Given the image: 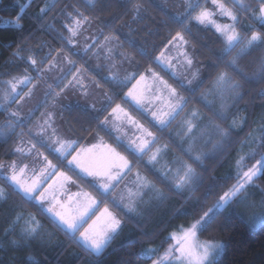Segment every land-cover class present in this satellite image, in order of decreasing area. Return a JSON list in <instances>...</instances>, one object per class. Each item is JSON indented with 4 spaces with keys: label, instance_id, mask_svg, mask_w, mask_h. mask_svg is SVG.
Here are the masks:
<instances>
[{
    "label": "snow or ice",
    "instance_id": "snow-or-ice-1",
    "mask_svg": "<svg viewBox=\"0 0 264 264\" xmlns=\"http://www.w3.org/2000/svg\"><path fill=\"white\" fill-rule=\"evenodd\" d=\"M5 23L0 253L59 264L31 250L61 232L99 258L166 205L182 222L146 264H225L241 227L264 237V0H17Z\"/></svg>",
    "mask_w": 264,
    "mask_h": 264
},
{
    "label": "trees",
    "instance_id": "trees-1",
    "mask_svg": "<svg viewBox=\"0 0 264 264\" xmlns=\"http://www.w3.org/2000/svg\"><path fill=\"white\" fill-rule=\"evenodd\" d=\"M3 5L0 6V72L5 71V61H7L11 53L15 50L21 40V34L15 30V28L5 23V18H14L16 14L17 0H2ZM19 3H24L25 0H18ZM44 0H37L38 4H41ZM174 0H169L172 4ZM36 4H34L28 11L34 12ZM160 17H158L159 19ZM32 23L31 20L26 19L24 21L25 28H28ZM29 40L32 39V33L26 32L24 34ZM259 89H253L250 92L248 99L250 100ZM260 103L259 99L255 101ZM257 111L259 109L257 108ZM3 117L0 116V121ZM4 148H0V157H2ZM227 170L225 168L219 169L220 172ZM258 195V194H257ZM258 201L260 197L258 195ZM178 203H182L179 201ZM260 204V203H259ZM172 212V207L166 205L158 212L154 213L153 218L150 221L141 222L140 226L135 223L126 224L123 231L112 241L108 249L99 258L90 257L87 253H82L81 249L75 245H68L61 251L60 242L55 244L56 237L60 241H65L63 233L56 232V237L53 243L46 248L35 247L31 251L38 254L41 258H47L53 262L58 261L59 264H146L149 261V257L144 253L145 246L151 245L153 247H159L161 250L167 246L165 238L168 236L169 231L172 230V225L181 223L182 220L179 216L169 220V216ZM8 209L0 210V237H3V229L7 224ZM167 222V223H166ZM45 223H47L45 221ZM48 228L52 231H56L52 228V225H48ZM155 230L156 235L149 238L143 235L144 232ZM230 233L225 232L222 237L227 238ZM59 254V255H57ZM17 256L16 264H20L19 253H0V264H8L9 257ZM225 264H239L243 261V264H264V237L259 235H249L241 227L238 233L232 235L227 253L223 257Z\"/></svg>",
    "mask_w": 264,
    "mask_h": 264
},
{
    "label": "rangeland",
    "instance_id": "rangeland-1",
    "mask_svg": "<svg viewBox=\"0 0 264 264\" xmlns=\"http://www.w3.org/2000/svg\"><path fill=\"white\" fill-rule=\"evenodd\" d=\"M253 202H254L255 206L253 208L247 210V213L249 216H251L253 212H259L261 210L260 204L258 201V195L253 197ZM59 242H60V239L58 237H56L54 243L57 244ZM54 243H53V245H54Z\"/></svg>",
    "mask_w": 264,
    "mask_h": 264
},
{
    "label": "built area",
    "instance_id": "built-area-1",
    "mask_svg": "<svg viewBox=\"0 0 264 264\" xmlns=\"http://www.w3.org/2000/svg\"><path fill=\"white\" fill-rule=\"evenodd\" d=\"M4 20H5V21H7V20H8V18H5Z\"/></svg>",
    "mask_w": 264,
    "mask_h": 264
}]
</instances>
